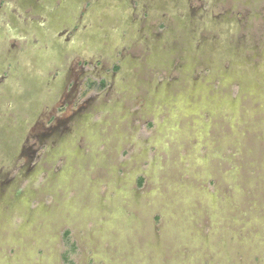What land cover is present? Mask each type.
I'll return each mask as SVG.
<instances>
[{
	"label": "rangeland",
	"instance_id": "374dc122",
	"mask_svg": "<svg viewBox=\"0 0 264 264\" xmlns=\"http://www.w3.org/2000/svg\"><path fill=\"white\" fill-rule=\"evenodd\" d=\"M17 1L0 264H264V0Z\"/></svg>",
	"mask_w": 264,
	"mask_h": 264
},
{
	"label": "flooded vegetation",
	"instance_id": "af4514ba",
	"mask_svg": "<svg viewBox=\"0 0 264 264\" xmlns=\"http://www.w3.org/2000/svg\"><path fill=\"white\" fill-rule=\"evenodd\" d=\"M19 3L20 2L17 1V0H0V22H1L0 29L2 31L9 32L13 36H18V35L20 36V34L26 35V33L23 32V30L27 31L30 34L35 33L36 25L39 28L43 29L42 27H40L39 23L36 24V23H33V22L32 23L35 24V27H30L29 26L30 24L28 23L29 24L28 25L26 23L27 22L26 18L28 16L27 13H21V15L18 16V13L16 14V13H14V11L10 10L8 14H5L7 9H10L11 6L19 5L20 8H21V6L24 8V5L25 6H29L30 5V4L28 5L27 3H25L23 5H20ZM32 12L33 11H30V15H32ZM36 15H37V12H36ZM7 16H9V17H7ZM47 19H48V17H47ZM4 21H8V22H4ZM48 24H49V22H48ZM47 33L49 34L50 32L47 31ZM5 39H6V43H5L4 46H6L8 48L0 46V65L2 64V62H5L6 60H11L13 65L15 66L16 63L13 62L15 60L14 59L15 55L18 52H23V51H21V50L19 51V47L14 45L15 43H13V42L10 43L11 42L10 39H8V38H5ZM7 43H10V44H7ZM36 44H38V43H36ZM7 65H8V62L6 61V64H5L4 67H6ZM10 65L7 67L8 69H9ZM79 68L80 69L78 70L79 71V73H78V82L81 85V89L83 90V92H85L84 93L85 95L90 93V92H92L93 90H98V91L104 92L107 89L108 85H107V80H106L105 77L94 78V77H91V76H88V75L87 76L84 75V73L86 71L87 72H92V69L96 68L95 66L92 68V65H90V64H88L86 62H82V63H80V67ZM113 73H115V71H112L110 74H113ZM6 75H8L7 71H1L0 72V80L3 79V81L0 83V89L2 88V84L4 82V79L6 78ZM102 82L105 83V86L103 88H100L99 85ZM94 85H97V86H94ZM20 91L21 90H17V92H20ZM0 107L2 108V106H0ZM2 165H4V161H0V166H2Z\"/></svg>",
	"mask_w": 264,
	"mask_h": 264
},
{
	"label": "trees",
	"instance_id": "16d2710c",
	"mask_svg": "<svg viewBox=\"0 0 264 264\" xmlns=\"http://www.w3.org/2000/svg\"><path fill=\"white\" fill-rule=\"evenodd\" d=\"M94 86H97V85H94ZM104 86H105V83L103 82L99 85L100 88H103ZM142 181L143 180L140 178L138 184L141 185ZM64 241H65V244L68 246L69 250L73 252L75 250V245L71 241L68 231L64 233Z\"/></svg>",
	"mask_w": 264,
	"mask_h": 264
}]
</instances>
